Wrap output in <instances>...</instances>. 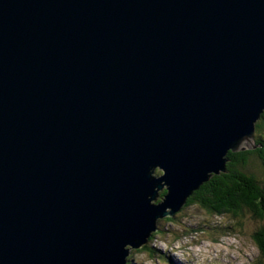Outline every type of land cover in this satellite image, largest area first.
<instances>
[{"label": "water", "instance_id": "95a60500", "mask_svg": "<svg viewBox=\"0 0 264 264\" xmlns=\"http://www.w3.org/2000/svg\"><path fill=\"white\" fill-rule=\"evenodd\" d=\"M263 113L264 0H0V264H128Z\"/></svg>", "mask_w": 264, "mask_h": 264}, {"label": "rangeland", "instance_id": "374dc122", "mask_svg": "<svg viewBox=\"0 0 264 264\" xmlns=\"http://www.w3.org/2000/svg\"><path fill=\"white\" fill-rule=\"evenodd\" d=\"M227 155L225 158L229 162ZM249 166L261 176L260 162H251ZM154 175L159 176L160 171L157 169ZM163 191L158 190L159 196L152 201L153 204L159 203ZM196 204H183L172 222L166 221L165 217L159 218L154 237L149 238L141 248H129L130 263L257 264L264 261L252 238L262 224L253 214L246 213L239 222L230 215L209 214Z\"/></svg>", "mask_w": 264, "mask_h": 264}, {"label": "trees", "instance_id": "16d2710c", "mask_svg": "<svg viewBox=\"0 0 264 264\" xmlns=\"http://www.w3.org/2000/svg\"><path fill=\"white\" fill-rule=\"evenodd\" d=\"M255 145V149L229 151L226 172L214 174L207 183L194 190L185 206L197 203L209 214L230 215L239 222H242L246 213L253 214L262 226L253 233L252 238L264 260V113L256 124ZM254 161L260 162L261 176L249 166ZM165 193L163 191L162 195ZM166 221L172 222L173 217H166ZM128 264H131L130 261ZM257 264H264V261Z\"/></svg>", "mask_w": 264, "mask_h": 264}, {"label": "bare ground", "instance_id": "6f19581e", "mask_svg": "<svg viewBox=\"0 0 264 264\" xmlns=\"http://www.w3.org/2000/svg\"><path fill=\"white\" fill-rule=\"evenodd\" d=\"M256 130V129H255ZM226 169V168H225ZM205 183H207V182H205ZM161 191L163 190V189H160ZM158 196H159V193L157 192V194L155 195V199H157L158 198ZM180 205V204H179ZM181 208H183V207H181ZM176 213V212H175ZM158 231V222L156 223V231L155 232H157ZM154 234V232L151 234V237L150 238H152V235Z\"/></svg>", "mask_w": 264, "mask_h": 264}]
</instances>
